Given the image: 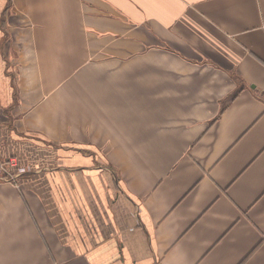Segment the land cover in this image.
Segmentation results:
<instances>
[{
    "label": "crops",
    "instance_id": "crops-1",
    "mask_svg": "<svg viewBox=\"0 0 264 264\" xmlns=\"http://www.w3.org/2000/svg\"><path fill=\"white\" fill-rule=\"evenodd\" d=\"M0 157V264H264V0H0Z\"/></svg>",
    "mask_w": 264,
    "mask_h": 264
},
{
    "label": "rangeland",
    "instance_id": "rangeland-1",
    "mask_svg": "<svg viewBox=\"0 0 264 264\" xmlns=\"http://www.w3.org/2000/svg\"><path fill=\"white\" fill-rule=\"evenodd\" d=\"M37 148H43L40 142H31ZM46 145H44L45 147ZM24 167L17 161L15 157H0V179L15 181V174L23 173Z\"/></svg>",
    "mask_w": 264,
    "mask_h": 264
}]
</instances>
